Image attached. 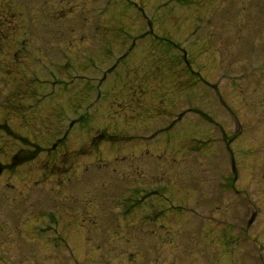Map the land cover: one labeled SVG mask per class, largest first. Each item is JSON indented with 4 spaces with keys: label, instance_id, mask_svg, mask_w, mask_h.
Listing matches in <instances>:
<instances>
[{
    "label": "rangeland",
    "instance_id": "rangeland-1",
    "mask_svg": "<svg viewBox=\"0 0 264 264\" xmlns=\"http://www.w3.org/2000/svg\"><path fill=\"white\" fill-rule=\"evenodd\" d=\"M216 3L0 0V264H264V0Z\"/></svg>",
    "mask_w": 264,
    "mask_h": 264
},
{
    "label": "flooded vegetation",
    "instance_id": "flooded-vegetation-1",
    "mask_svg": "<svg viewBox=\"0 0 264 264\" xmlns=\"http://www.w3.org/2000/svg\"><path fill=\"white\" fill-rule=\"evenodd\" d=\"M209 1V3H210V1L211 2H213V1H215V2H217V1H219V2H221V1H223V3H222V5H220V4H218V3H216L217 5H213V4H210V5H212L211 7H214V8H218V10H222V9H224V8H226L227 6H228V4L229 5H232L233 4V2L234 1H237V0H207V2ZM209 5V4H208ZM226 6V7H225ZM218 101H219V103L220 104H222V105H224L226 108H229V106L223 101V99L219 96L218 97ZM238 130L236 131V132H234V133H232L231 135H230V140H232V142H233V140H235V139H238L239 137H240V135H241V130H242V126L241 125H238V128H237ZM210 139V138H209ZM227 142V141H226ZM226 151H228V153H229V155H230V165H231V171H235V169L237 168V158L234 156V151H232V149L229 147V144L227 145L226 144ZM232 155V156H231ZM14 157H13V155H12V161H11V163H7L6 164V167H14ZM4 169L2 168V166L0 165V174L2 173V171H3ZM235 174H232L231 175V179L234 181L235 180ZM236 192H238V190H235ZM207 203V202H206ZM254 219H255V217H254V213H252V214H249L248 216H247V219H246V223L244 224V226L246 227V228H248L249 226H251L253 223H254ZM222 225H223V223H222Z\"/></svg>",
    "mask_w": 264,
    "mask_h": 264
}]
</instances>
